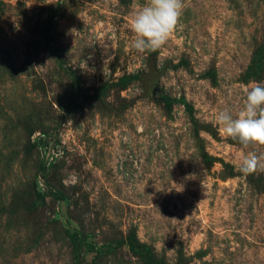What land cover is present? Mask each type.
I'll return each instance as SVG.
<instances>
[{"label":"rangeland","instance_id":"374dc122","mask_svg":"<svg viewBox=\"0 0 264 264\" xmlns=\"http://www.w3.org/2000/svg\"><path fill=\"white\" fill-rule=\"evenodd\" d=\"M0 0V264H264V170L215 115L264 85V0ZM136 74L125 86L118 77Z\"/></svg>","mask_w":264,"mask_h":264},{"label":"clouds","instance_id":"9594fccd","mask_svg":"<svg viewBox=\"0 0 264 264\" xmlns=\"http://www.w3.org/2000/svg\"><path fill=\"white\" fill-rule=\"evenodd\" d=\"M183 10V0H146L131 21L136 37L131 46L141 53L162 48L176 31ZM246 92L244 108L237 117L222 110L215 115V121L224 135L245 147L264 145V85L251 84ZM261 159L250 152L243 158L239 171L249 175L264 170Z\"/></svg>","mask_w":264,"mask_h":264},{"label":"trees","instance_id":"16d2710c","mask_svg":"<svg viewBox=\"0 0 264 264\" xmlns=\"http://www.w3.org/2000/svg\"><path fill=\"white\" fill-rule=\"evenodd\" d=\"M135 79H137L136 74H126V75H121L120 77H118L115 83L119 84V86H125L130 81L135 80Z\"/></svg>","mask_w":264,"mask_h":264}]
</instances>
